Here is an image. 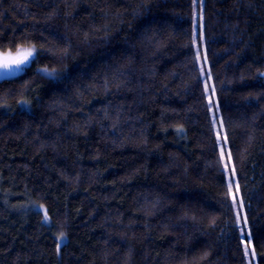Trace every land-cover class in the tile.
Returning <instances> with one entry per match:
<instances>
[{
    "label": "trees",
    "instance_id": "16d2710c",
    "mask_svg": "<svg viewBox=\"0 0 264 264\" xmlns=\"http://www.w3.org/2000/svg\"><path fill=\"white\" fill-rule=\"evenodd\" d=\"M199 4L0 0L36 50L0 80V264H264V0H203L202 41Z\"/></svg>",
    "mask_w": 264,
    "mask_h": 264
},
{
    "label": "snow or ice",
    "instance_id": "6c2138e0",
    "mask_svg": "<svg viewBox=\"0 0 264 264\" xmlns=\"http://www.w3.org/2000/svg\"><path fill=\"white\" fill-rule=\"evenodd\" d=\"M197 6V0H193V8L195 9ZM200 24H199V38L202 41L203 40V0H200ZM197 22H196V15L194 12V16H193V43L196 42L197 39ZM35 52V46H31L29 48H26L24 50H17V54L13 55L10 51L8 53H2L0 54V70H4V72L6 74H13L14 70H19L20 66L23 65L24 63H26L30 57L33 56ZM197 58H199V51H197ZM205 61L207 60V55L205 53V57H204ZM44 71H48L47 69H44ZM203 71V69H202ZM210 75V73H209ZM261 75H264V73H262ZM207 87V86H206ZM215 91V89L213 88V92ZM211 103V100H210ZM218 107V105H217ZM226 139V137H225ZM224 152L223 149H221V156L223 158ZM231 156V153H229V157ZM225 168L227 169V164H225ZM232 173L233 175L235 174V169H232ZM229 187V191H231L232 188V183L231 181H229L228 184ZM238 188V185H237ZM234 199V198H233ZM43 207V206H41ZM45 219H47V215L45 214ZM238 220H239V216H238ZM247 223V220L245 218V224ZM250 235V234H249ZM250 241L249 243L245 244L244 247V251H245V255L248 254L249 252V248H250ZM57 249L59 250V245H57ZM252 255H255V250L252 249Z\"/></svg>",
    "mask_w": 264,
    "mask_h": 264
},
{
    "label": "rangeland",
    "instance_id": "374dc122",
    "mask_svg": "<svg viewBox=\"0 0 264 264\" xmlns=\"http://www.w3.org/2000/svg\"><path fill=\"white\" fill-rule=\"evenodd\" d=\"M29 47H31V46H21V47L16 48L13 51H10V52L13 55H16L18 49L24 50V49L29 48ZM8 52L9 51H0V54H2V53H8ZM35 54H36V50H35L33 56L30 57L29 60L26 63H24L23 65L20 66V69L18 71L17 70H14L13 74H6L4 72V70H0V80L1 79H4V78L15 77V76L21 74L25 70V68L30 64V62L34 58ZM44 69H47L48 71L46 72V71H44ZM38 70L44 76H49V77H52V78H55L56 77L55 70H52V69H49V68H46V67H40ZM41 206H43V205H38L35 208L42 213V220L44 222H48L49 221L48 216H47V219H45L46 209H45L44 206L43 207H41ZM59 242L61 243L62 241L60 240Z\"/></svg>",
    "mask_w": 264,
    "mask_h": 264
}]
</instances>
